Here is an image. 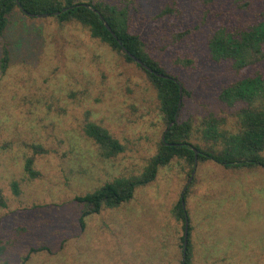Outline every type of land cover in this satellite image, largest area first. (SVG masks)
<instances>
[{
	"label": "rangeland",
	"instance_id": "obj_1",
	"mask_svg": "<svg viewBox=\"0 0 264 264\" xmlns=\"http://www.w3.org/2000/svg\"><path fill=\"white\" fill-rule=\"evenodd\" d=\"M75 1L127 6L146 52L186 91L176 120L189 123V142L197 153L225 148L202 131L213 119L225 134L237 133L241 105L230 107L218 96L242 77L264 76V60L240 75L230 63L211 60L207 41L217 29L242 30L262 20L264 0ZM186 57L192 68L173 64ZM89 123L106 129L122 151L106 157L85 135ZM164 132L155 90L139 67L79 23L15 9L0 36V264H181L182 223L172 210L191 176L190 264H264L260 167L198 159L194 167L174 158L129 202L102 208L80 227L74 198L138 177ZM32 145L46 152L34 155L35 178L24 171Z\"/></svg>",
	"mask_w": 264,
	"mask_h": 264
},
{
	"label": "trees",
	"instance_id": "obj_2",
	"mask_svg": "<svg viewBox=\"0 0 264 264\" xmlns=\"http://www.w3.org/2000/svg\"><path fill=\"white\" fill-rule=\"evenodd\" d=\"M207 2L213 0H206ZM28 15H44L54 17L58 23L76 22L86 28L92 38L107 44L112 50L121 54L126 62L134 63L148 78L155 90L159 111L165 123L164 141L160 140L156 154L148 161L143 172L135 178L116 179L106 183L99 189L84 196H77L74 201L80 206L79 224L85 226V219L98 214L102 208H116L129 202L139 187L151 183L161 167L169 165L172 159H183L190 165L194 162L195 148L189 142L191 127L187 122L175 119L178 102L182 100L185 90L175 76L167 73L160 63L148 54L140 37L134 33L128 7H118L102 2L97 4L77 3L75 0H0V36L4 34L14 10ZM106 24L114 36L106 29ZM183 35V34H181ZM118 41L120 43H118ZM141 61L148 69L140 67L122 49ZM207 48L212 61L216 63L228 62L240 75L247 69L254 67L264 60V16L262 20L247 29L228 31L220 28L214 31L207 41ZM9 52L5 48L1 58V70L7 67ZM173 64L187 70L194 66L190 58L181 61L173 60ZM178 64V65H177ZM182 88L181 95L179 93ZM218 99L233 107L241 105L238 111L239 128L237 133L225 134L219 130L218 122L210 120L202 131L205 140L225 142V148L217 153L209 151L197 153L199 161L210 160L221 164L224 168H252L264 169V76L254 73L252 76L242 77L224 87ZM181 106V105H180ZM180 109V108H179ZM85 135L92 139L106 157H113L122 151V146L111 137L108 131L95 123L86 124ZM193 146V148H192ZM33 156L26 159L24 171L31 177H37L33 170L34 155L46 153L39 146L32 145ZM15 190L16 184L13 183ZM16 191V190H15ZM188 189L183 195L184 204ZM5 202L0 193V207ZM173 217L181 222L184 229V210L180 199L173 207ZM186 211V209H185ZM186 215L188 217L187 211ZM188 242L185 264L191 261V226L188 217ZM183 235L179 237V248L182 253ZM31 252H34L31 250ZM27 258L24 259L26 261Z\"/></svg>",
	"mask_w": 264,
	"mask_h": 264
},
{
	"label": "water",
	"instance_id": "obj_3",
	"mask_svg": "<svg viewBox=\"0 0 264 264\" xmlns=\"http://www.w3.org/2000/svg\"><path fill=\"white\" fill-rule=\"evenodd\" d=\"M29 17H44V15H28ZM106 29L110 32L111 35L114 36V33L110 30V28L104 24ZM118 43H120L118 41ZM123 52H125L133 61H135V63H137L140 67L144 68V69H148L141 61L137 60L135 57H133L131 54H129L124 48L122 49ZM181 91H182V88H180L179 90V93L181 95ZM180 105H181V100H179L178 102V108H177V113H176V116H175V119H177V114L179 112V108H180ZM162 141H164V134L162 135ZM193 152H194V167L196 166V163H197V151L196 149H193ZM193 175V173H192ZM191 179H192V176L190 177V179L188 180V182L186 183L181 195H180V203H181V207L183 208L184 210V229H183V244H182V257H181V264H185V258H186V250H187V242H188V217L186 215V211H185V204H184V198H183V195L188 187V185L190 184L191 182Z\"/></svg>",
	"mask_w": 264,
	"mask_h": 264
}]
</instances>
